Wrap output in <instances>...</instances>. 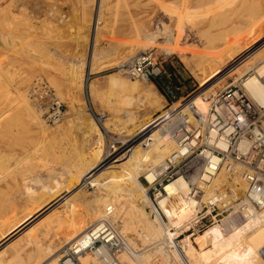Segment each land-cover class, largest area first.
Masks as SVG:
<instances>
[{
	"label": "bare ground",
	"instance_id": "6f19581e",
	"mask_svg": "<svg viewBox=\"0 0 264 264\" xmlns=\"http://www.w3.org/2000/svg\"><path fill=\"white\" fill-rule=\"evenodd\" d=\"M181 1L193 8L192 19L201 11L208 24L205 32L197 31L196 33L197 37L203 41V47L199 49L196 48L197 46H192L188 51L185 65L194 68L191 76L193 74L198 83L199 81L203 83L216 72H220L212 79L213 84H217L224 81V72H228L230 77L240 76L233 83L236 85L240 78L251 73L242 80L243 88L256 103L264 105V85L261 81L264 77V0ZM103 3L104 1L101 0V7ZM247 9L249 10L247 13H252V17L247 14L251 17L248 23L251 29L249 32L248 30L244 32V26L241 27L242 22H233V20ZM218 18L226 19L221 24L218 23ZM230 22H233L232 25L222 28ZM142 31L140 29L135 33L138 39L141 38ZM160 32L159 29L156 33L147 31L150 34L144 41L148 44L156 42L161 36H167L166 38L172 36L175 31L165 27L164 31ZM172 42L173 40H168L167 43L170 45H167L171 48L168 51L165 49L169 54L177 50L174 49ZM144 45H141V48ZM11 46H13V41L10 35H4V33L0 35L1 49L12 48ZM99 56L100 54H95V58ZM79 62L73 64L74 69L67 79L82 87L84 80L82 68L85 64ZM91 63L94 64L92 60ZM93 64H91L92 67ZM26 81H29V78ZM109 83L115 94L120 96V103L126 105L125 107L136 105L152 108L157 105L158 99L152 87L143 89L137 82L114 76L110 77ZM207 91L205 92L207 96L215 94L214 86L208 87ZM29 95L20 93L22 111L24 110L27 117L34 121L35 126L44 131L45 124L40 116L42 112L38 113L34 108ZM189 100L190 103L184 106V110L187 111L191 106L196 107L202 113L208 111L209 103L201 95H195ZM125 113L123 112L126 115L123 123L112 125L113 130L118 131L116 133L127 135L119 151L111 152L107 149L103 132L99 124L92 119L83 131L85 143L91 152L89 160H78L76 164L73 163L74 165L70 162L71 166L63 169L64 172L59 174L60 177L53 179L51 184L41 185L40 189H35L29 184L24 185L21 197L25 196L26 202L20 205V200L14 213L17 216L10 218L8 226L5 224L2 225L3 227L0 226V247H2L0 264H63V254L68 248L82 239L91 228L101 223L111 225L121 237L122 248L117 254L121 264H153L156 262V256L162 257L160 258L163 263L158 261L159 264H264V214L253 217L242 224H236L230 218H226L209 227L201 235H189L182 245L186 258L181 256L178 244L175 242L176 239L181 238L179 229L201 209L198 201L185 199L191 187L184 179H178L167 186L169 197L156 201L155 206L162 210L168 220L166 227L158 215L152 216L154 210L147 195L148 190L139 181L142 174L147 181L153 182L156 172L163 170L166 160L176 150L177 141L173 138L175 121L160 129L161 127L158 126L164 122L161 121L162 117L158 122L150 121L143 130L133 135L134 131L141 128L151 117L144 124L136 125L134 123L137 117L131 111ZM12 115L13 113L8 117L12 118ZM121 119L124 118L121 117ZM130 124H133L131 126L135 128L130 130ZM107 125H109V120H107ZM106 129L109 128L106 127ZM1 134L4 135V133ZM144 144L148 146L147 150L141 148ZM120 152H125L122 157ZM27 162L29 163L28 160ZM100 162L101 166L107 169L100 171L98 169ZM232 170L233 173H229L225 165L211 184L203 188L205 203L213 201L217 191L226 187L238 193L244 192L246 187L245 178L242 176L243 167L235 165ZM34 179L38 183L43 181L38 178ZM87 182L97 189L96 195L91 200H87L82 193L77 191L78 186ZM172 196L176 200L175 204H170L169 199ZM148 207L151 209V214L146 210ZM19 209L23 211L19 212ZM110 209L111 214L108 212ZM37 218L39 219L32 224L31 222ZM196 246L200 248V251ZM166 247L173 250L172 253H168ZM111 259L109 250L101 247L95 253L88 252L81 255L79 262L80 264H108L111 263ZM65 264L74 263L66 261Z\"/></svg>",
	"mask_w": 264,
	"mask_h": 264
},
{
	"label": "rangeland",
	"instance_id": "374dc122",
	"mask_svg": "<svg viewBox=\"0 0 264 264\" xmlns=\"http://www.w3.org/2000/svg\"><path fill=\"white\" fill-rule=\"evenodd\" d=\"M0 1L2 2H0V11L2 10L0 12V35L9 34L13 41L12 48L1 49L0 47V133H4L0 135V158L3 159V161L0 159V164L3 162L0 167V173H2L0 175V223L7 218L17 216L14 214L16 210L13 211V205H16L17 209V203L20 200V205L26 202V197H21L24 185L29 184L35 189H40L41 185L51 184L53 179L60 177L59 174L64 172L63 169L71 166L70 162L74 165L78 160H89L91 152L85 143L83 131L92 119L101 128L107 149L111 152L119 151L127 135H119L116 133L117 130H113L112 125L123 123L126 111H131L137 117L136 122L134 121L136 125L144 124L151 117L141 128L134 131V135L143 130L150 121L156 122L159 116L170 110L167 96L158 87V83L161 86L167 83L169 80L167 76L173 80V85L179 90V96L183 99L202 95L210 86H214L215 93L219 92L240 77L238 75L230 77L228 72H224V81L213 84L212 79L220 72H216L203 83L200 81L198 83L193 74L191 76L194 68L191 67V69L185 65L188 51L192 46H197L196 48L199 49L203 47L204 43L196 33L197 31L205 32L208 24L201 11L192 19L193 8L181 0H103V7L100 6L101 0ZM248 11L247 9L233 20V22H242L241 27L244 26V32L247 30L249 32L251 29L248 23L252 13H247ZM225 19L218 18L217 21L222 24ZM233 22L222 28L229 27ZM165 27L174 30V34L168 38L161 36V39L158 38V41L149 42V44L144 41L150 33H156L158 29L161 33L160 31H164ZM192 27L195 28L192 29ZM140 29L143 30V34L138 39L135 33ZM179 32L180 34L182 32L183 36ZM168 40H173V47L177 49L174 53H167L171 48L170 43H167ZM140 44L144 46L141 48ZM107 52L112 53L107 54ZM96 53L100 56L95 58ZM143 53L153 54L158 63L163 66L166 75L159 82L143 84L120 74L119 67L122 64ZM76 62L85 64L82 68L84 79L82 87L67 79ZM170 63L174 64L176 70L167 69ZM91 64L94 66L92 67ZM92 68L94 69L91 70ZM111 75L137 82L143 89L152 87L158 99L157 105L152 108L136 105L125 107L126 105L120 103V96L111 89L109 83ZM28 78L29 81H26ZM39 79H43L57 93L65 106V117L56 125L45 122L32 98V89ZM20 93L30 94V102L38 113H41V120L45 124L44 131L35 126L34 121L27 117L24 110L22 111ZM12 113V118L8 117ZM107 120H109V125L106 126ZM5 121L11 123L6 124ZM168 122L171 123L166 121L158 127L162 129L169 124ZM131 125L133 124L129 126ZM129 128L132 130L135 127ZM2 129L5 131L3 132ZM141 148L147 150L148 146L144 144ZM120 153L122 157L125 152ZM101 162L98 169L100 171L107 169L101 166ZM34 178L43 181L38 183ZM139 181L144 184L142 174ZM139 181L137 179L138 183ZM96 190L89 182L77 187V191L82 193L87 200H91L96 195ZM151 206L155 210L152 203ZM20 209L19 212H22L23 210ZM146 210L151 214L149 207ZM39 218L31 223L33 224ZM227 228L231 230L228 226ZM174 231L172 232L175 233ZM201 234H194V236ZM189 235L192 236L190 233L182 232L179 234L181 238L175 240L184 258L186 256L182 251V245ZM4 244L7 243L4 242ZM196 248L200 249L198 246ZM166 251L172 253L173 250L166 247ZM160 257L156 256L155 261L163 263Z\"/></svg>",
	"mask_w": 264,
	"mask_h": 264
},
{
	"label": "built area",
	"instance_id": "2783aa9c",
	"mask_svg": "<svg viewBox=\"0 0 264 264\" xmlns=\"http://www.w3.org/2000/svg\"><path fill=\"white\" fill-rule=\"evenodd\" d=\"M119 71L130 80L143 84L159 82L166 75L163 66L151 53L136 56L122 64ZM247 75L251 73L245 74L244 78ZM167 78L169 80L162 88L170 102V110L158 120L163 117L161 121H175L173 138L177 147L166 160L163 170L156 172L153 182L143 176V185L155 209L152 216L158 215L167 227L166 216L155 204L157 200L169 197L167 186L178 179H184L191 187L185 199L198 201L201 208L179 229L181 233L200 234L226 218L242 224L264 214V105L256 103L243 88L242 78L236 85L230 84L215 94L207 96L203 93L201 97L209 103L206 113L191 106L186 111L184 106L192 97H180L170 76ZM261 81L264 85V77ZM32 92L45 122L60 123L66 113L57 93L43 79L36 82ZM225 165L229 173H233L235 165L243 167L244 192L238 193L226 187L217 191L213 201L205 203L203 188L211 184ZM169 201L170 204L176 203L173 196ZM108 212L111 214L112 210ZM101 247L107 248L112 256L108 264H121L117 256L122 248L121 237L107 223L91 228L82 239L71 245L63 254L62 263L80 264L81 255L95 253Z\"/></svg>",
	"mask_w": 264,
	"mask_h": 264
},
{
	"label": "crops",
	"instance_id": "0c3cea01",
	"mask_svg": "<svg viewBox=\"0 0 264 264\" xmlns=\"http://www.w3.org/2000/svg\"><path fill=\"white\" fill-rule=\"evenodd\" d=\"M167 69L168 70H176V68L174 67L173 63H170V66H168ZM12 207H13V211H15L16 210V205H13ZM9 220H10V218H7L6 220H4V222L0 223V226H2L3 224L8 226Z\"/></svg>",
	"mask_w": 264,
	"mask_h": 264
},
{
	"label": "trees",
	"instance_id": "16d2710c",
	"mask_svg": "<svg viewBox=\"0 0 264 264\" xmlns=\"http://www.w3.org/2000/svg\"><path fill=\"white\" fill-rule=\"evenodd\" d=\"M172 82H173V80H172ZM174 83V82H173ZM158 87L160 88V89H162L163 90V88H162V86H161V84L160 83H158Z\"/></svg>",
	"mask_w": 264,
	"mask_h": 264
}]
</instances>
